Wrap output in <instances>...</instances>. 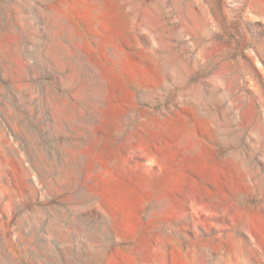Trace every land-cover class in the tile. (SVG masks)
I'll use <instances>...</instances> for the list:
<instances>
[{
	"label": "rangeland",
	"instance_id": "obj_1",
	"mask_svg": "<svg viewBox=\"0 0 264 264\" xmlns=\"http://www.w3.org/2000/svg\"><path fill=\"white\" fill-rule=\"evenodd\" d=\"M0 264H264V0H0Z\"/></svg>",
	"mask_w": 264,
	"mask_h": 264
}]
</instances>
